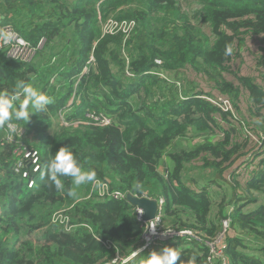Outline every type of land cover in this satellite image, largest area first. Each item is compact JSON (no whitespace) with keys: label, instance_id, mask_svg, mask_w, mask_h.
I'll return each mask as SVG.
<instances>
[{"label":"trees","instance_id":"obj_1","mask_svg":"<svg viewBox=\"0 0 264 264\" xmlns=\"http://www.w3.org/2000/svg\"><path fill=\"white\" fill-rule=\"evenodd\" d=\"M9 27L43 48L25 62L0 47V90L11 93L23 80L52 103L0 127V264H140L165 246L181 247L185 262L223 264L212 260V246L225 218L227 264H264V50L255 76L234 69L248 41L264 44V0H0V30ZM189 72L221 98L199 91ZM11 124L23 138L9 141ZM191 134L203 142L174 150ZM22 144L39 152L41 166L68 146L98 183L71 198V177L57 190L39 172L29 189L16 171ZM246 157L242 167L254 170L244 184L241 173L232 183L226 173ZM197 170L214 181L202 185ZM219 179L233 188L235 208L226 215L223 200L213 218L209 186ZM99 185L123 198L101 196ZM129 195L164 200L160 231L193 236L143 250L148 226ZM59 212L66 224L55 222Z\"/></svg>","mask_w":264,"mask_h":264},{"label":"clouds","instance_id":"obj_2","mask_svg":"<svg viewBox=\"0 0 264 264\" xmlns=\"http://www.w3.org/2000/svg\"><path fill=\"white\" fill-rule=\"evenodd\" d=\"M19 43L23 44L25 41L21 39ZM232 51V47L226 45L224 55L230 56ZM51 103V98L45 92L23 80L15 85L11 93L7 90H0V127L13 119L29 121L32 114L45 109ZM37 170L40 171L41 180L54 185L57 190L64 188L61 177H71L73 187L67 190V195L71 198L77 196L76 190L81 185L98 183L96 171L94 169L83 170L78 158L68 146L59 147L47 163ZM142 189V184L135 185V191L141 195H143ZM180 256L181 251L178 247L165 246L160 252L155 250L150 252L140 264H176ZM180 264H196V257L191 256L187 262L180 260Z\"/></svg>","mask_w":264,"mask_h":264},{"label":"rangeland","instance_id":"obj_3","mask_svg":"<svg viewBox=\"0 0 264 264\" xmlns=\"http://www.w3.org/2000/svg\"><path fill=\"white\" fill-rule=\"evenodd\" d=\"M3 23V21H2ZM5 31V33H3ZM0 35V42H1V48H9V52L11 50H15L16 53L18 51L19 54H21L24 58L30 60L32 57V53H34V50H38L40 48H42V42L41 41L39 43V46H37V48L32 47L28 42L25 41L27 45V47H21L20 45L26 46L24 43L20 45H18L17 42H19L21 40V38L18 36V34L16 32H14L11 27L9 28H5ZM29 46H31L32 50H30ZM17 48H21V49H17ZM264 50V44L256 41V40H250L248 41V44L246 46L245 49H243L242 53H241V58H239L238 60L235 61L234 64V69L237 70L238 68H241L243 74L245 75H254L256 73V69H255V64H256V59L259 57V55H261V51ZM31 62V60L29 61ZM166 75H164L165 77ZM188 77L191 81L195 82L196 85L198 86L199 91H204L206 96H209V94H211L214 98H221V96H219V94L217 93L216 90L213 89V87L210 85V83H208L204 78L197 76L196 74H194L193 72H189ZM214 99L212 98L210 101L214 102L215 104L218 105L217 102L213 101ZM220 107L223 110H227L228 109V104L224 103L222 105H220ZM194 134H191V136L187 139H183V140H179L177 145H176V149L174 150H181V149H192L193 145L196 144H201L204 140L203 136H196ZM195 137V138H194ZM193 141H191V139H193ZM247 159L244 158L241 161H239L238 164H236L228 173H226V177L227 179H229L232 183H234V175L241 173V177H238V180L242 182V184H244L250 177L251 172L254 170V168H249L248 170H245V168L242 167V164L244 163V161ZM169 164V160L164 159L163 161V166L162 169L164 170L166 168V165ZM196 175L198 176V178H200L201 180H203L201 182L202 185H207L210 184L211 181L214 180H210V179H215L214 174H209L208 172H200V171H196L195 172ZM99 186H104V185H99ZM210 187V195L214 201V207H213V211H212V217L216 218L219 215L220 212V207L223 204L222 201L225 200V207H224V213L226 215H231L233 209L235 208V203L232 204V195H233V188L231 187L230 184L225 183L224 181L216 180V184H213ZM224 202V201H223ZM228 202H231L230 204H228ZM256 207V204H251L247 210H252ZM58 215L60 216L61 219H63L65 217L63 212H59ZM64 216V217H63ZM66 221H69V218H64ZM223 225V234L221 237L222 238V242L226 244L227 242V236L231 233L230 232V228H231V224H230V218H225L222 222ZM179 250H181V247H179Z\"/></svg>","mask_w":264,"mask_h":264},{"label":"built area","instance_id":"obj_4","mask_svg":"<svg viewBox=\"0 0 264 264\" xmlns=\"http://www.w3.org/2000/svg\"><path fill=\"white\" fill-rule=\"evenodd\" d=\"M122 27H123L124 31L127 32L128 30L131 29V27H133V24H124ZM1 32H2V30H0V35L5 33V31L3 33H1ZM17 43H18V45H20L19 42H17ZM24 44L26 46H23V45H20V46L24 47V48L27 47L28 44H26V43H24ZM0 47H1V42H0ZM41 47L43 48V43H42ZM29 48H30V50H32L31 46H29ZM17 49H21V48H17ZM35 51L36 50H34V53H32V57L34 56ZM9 54H10V56H12L14 58L24 60L25 62L30 61V60L24 58L21 54H19L18 51L16 53L15 50H11L9 52ZM32 57H31V59H32ZM158 63L160 64L161 62H158ZM224 103L228 104V101H225ZM228 109H229V106H228ZM107 121H109V120H107ZM7 129H8V132L10 134V136H9L10 142L14 141L15 137L21 139L25 135V131L22 128L16 127L15 125L11 124L8 126ZM14 154H15V156H18L16 171L18 173H22V177L27 180L28 188L33 189L36 185L35 184L36 183L35 175H37L40 172L37 169L42 167L41 166V157H40L39 152L35 151L34 149L31 150L28 147H26L24 144H22V149H17L14 152ZM26 167H27V169H26ZM97 190L99 191V194L101 196L110 195L109 194V188L106 185L98 186ZM111 195L113 198H115L117 200H120L123 198V197H121V194H119V193H114ZM158 203H159V215H158V218L154 222L147 224L148 227H147V231H146V235H145V243L146 244L143 247V250L149 248L155 241H164V240H167L168 238H174V237L193 236V234L191 232H188V231L180 232V233H175V232L169 231L166 234H163L160 231L159 226H160V222H161L160 211L163 209L165 201L161 200ZM143 215H144L143 212L137 209V217H138L139 221H142ZM54 218H55V222H60L62 224H66L68 222L64 219V218H67L66 216L63 219H61L59 215H56ZM153 228H155V229L153 230ZM221 236H220L219 240L216 242V244L212 246V249H213L212 260L213 259L224 260L223 264H227V260H226L225 255H224V244L225 243L222 242L223 237H221ZM217 247H220V249L218 250Z\"/></svg>","mask_w":264,"mask_h":264},{"label":"water","instance_id":"obj_5","mask_svg":"<svg viewBox=\"0 0 264 264\" xmlns=\"http://www.w3.org/2000/svg\"><path fill=\"white\" fill-rule=\"evenodd\" d=\"M127 201L138 210L143 212L142 222L149 224L154 222L159 215V203L155 200L138 198L132 195L127 197Z\"/></svg>","mask_w":264,"mask_h":264}]
</instances>
